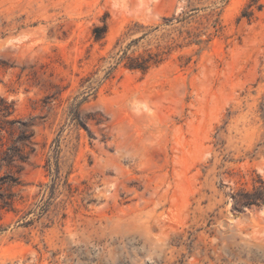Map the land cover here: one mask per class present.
<instances>
[{
  "label": "rangeland",
  "instance_id": "374dc122",
  "mask_svg": "<svg viewBox=\"0 0 264 264\" xmlns=\"http://www.w3.org/2000/svg\"><path fill=\"white\" fill-rule=\"evenodd\" d=\"M4 105L0 264H264V0H0Z\"/></svg>",
  "mask_w": 264,
  "mask_h": 264
},
{
  "label": "trees",
  "instance_id": "16d2710c",
  "mask_svg": "<svg viewBox=\"0 0 264 264\" xmlns=\"http://www.w3.org/2000/svg\"><path fill=\"white\" fill-rule=\"evenodd\" d=\"M159 54L147 53L138 54L135 56L127 55L124 51L122 55L119 56V60L124 61V66L140 70L142 72L146 71L150 66L157 64L161 61L158 58ZM114 66H110V70L107 74H111V70ZM2 115L6 116L9 114V106L4 105L0 107ZM72 113V119H74L77 124L83 126L87 129L86 121L94 120L96 124H101L104 121V116L101 114H81L79 109V104L74 105V111ZM17 123V124H16ZM10 127L5 128L0 124V132L5 129L12 132L15 129L18 134L15 138L10 136L9 140L6 142H0V171L3 167L6 168L3 174H0V207L11 208L13 207L14 196L16 195L14 188L20 185V179L15 175L23 162L26 161L25 147H29L30 151L34 149V126L36 125L34 117H29L28 120H12L9 121ZM102 127L101 129H103ZM41 210V208H40ZM43 210V209H42ZM30 211H27L29 213ZM38 212L37 214H40ZM32 219L26 221L27 224L31 223Z\"/></svg>",
  "mask_w": 264,
  "mask_h": 264
}]
</instances>
